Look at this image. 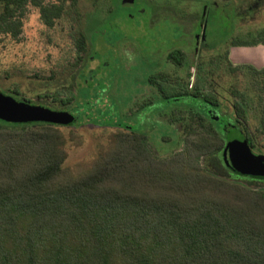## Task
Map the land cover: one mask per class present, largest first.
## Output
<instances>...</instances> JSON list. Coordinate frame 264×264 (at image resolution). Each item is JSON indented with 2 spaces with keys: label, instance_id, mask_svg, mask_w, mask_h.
<instances>
[{
  "label": "trees",
  "instance_id": "obj_1",
  "mask_svg": "<svg viewBox=\"0 0 264 264\" xmlns=\"http://www.w3.org/2000/svg\"><path fill=\"white\" fill-rule=\"evenodd\" d=\"M29 3L40 8L48 24L64 12L60 5L35 0H0L2 31L17 32ZM214 17L219 21L207 33L212 41L208 50L218 55L202 58L204 76L226 71V65L229 73L247 67L259 76L264 91V69L229 59V46L238 44L240 36L246 37L241 44L264 42V27L235 35L230 15ZM86 30L75 37L78 52L86 50L88 25ZM174 54L170 58L180 64ZM156 78L174 79L161 71L149 82L168 108L175 103L166 120L182 126L186 142L185 151L170 158H155L144 132L116 122L128 133L116 131L108 153L79 177L67 178L61 168L64 137L57 127L75 125L74 110L52 108L72 115L67 123L0 120V264H264V190L206 174L200 164L202 157L215 175L224 168L250 182L264 181L232 173L222 156L233 139L253 147V138L239 128L246 107L234 101L233 120L219 113L213 90L168 92ZM206 78L212 83V76ZM186 98L190 103L182 101ZM148 102L153 101L143 103ZM4 127L26 130L12 133ZM233 131L241 137L231 138Z\"/></svg>",
  "mask_w": 264,
  "mask_h": 264
},
{
  "label": "rangeland",
  "instance_id": "obj_2",
  "mask_svg": "<svg viewBox=\"0 0 264 264\" xmlns=\"http://www.w3.org/2000/svg\"><path fill=\"white\" fill-rule=\"evenodd\" d=\"M35 1L50 7L60 5L64 12L48 24L43 21L40 8L29 3L20 17L17 32L15 29L2 31L0 27V91L33 104L63 109L68 106L74 110L78 122L57 127L64 137L61 168L67 178L79 177L98 156L108 153L116 131L128 133V129L115 125L116 122L144 132L148 151L155 158H170L185 151L182 126L166 120L175 103L170 102L168 108L158 88L149 82V77L159 71L167 72L174 79H155L168 92L213 90L222 116L228 115L234 120L233 103L241 102L247 117L239 128L253 138L252 151L264 155L261 122L264 91L256 80L259 76L247 67L229 73L226 65V71L207 74L206 77L213 78L208 83L202 73V58L210 61L218 53L208 50L211 37L202 49L192 43V34L196 35L199 29L192 25L201 9L202 24H207L209 8L229 1L228 5L238 8L236 12L243 18H233L236 35L264 27V0H257L253 8H247V0H137L140 4L136 7L145 8L140 14L133 11L134 0ZM175 3L176 13L182 10L190 14V23L185 27L186 39H179L180 29L166 16L172 14ZM150 5H155L157 13ZM130 12L134 18H128ZM47 15L50 17L51 13ZM214 15L208 18L205 34L216 24ZM87 25L90 39L86 50L78 52L75 37L79 31L86 32ZM183 42L185 45L179 44ZM176 48L182 51L181 65L167 57ZM66 98L71 99L70 103L60 105V99ZM147 99L153 102L144 105ZM182 101L190 103L188 98ZM163 112L166 114L162 115ZM3 130L22 133L26 129L4 127ZM196 130L202 133L201 128ZM230 137L241 135L233 131ZM200 164L206 174L249 189L264 190L262 180L250 182L224 168L220 175H215L205 167L202 157Z\"/></svg>",
  "mask_w": 264,
  "mask_h": 264
},
{
  "label": "water",
  "instance_id": "obj_3",
  "mask_svg": "<svg viewBox=\"0 0 264 264\" xmlns=\"http://www.w3.org/2000/svg\"><path fill=\"white\" fill-rule=\"evenodd\" d=\"M206 22L202 24V39H205ZM72 115L50 107L17 100L0 91V120L11 123L50 122L67 123ZM225 165L233 173L256 179H264V155L252 151L247 141L233 139L226 142L222 151Z\"/></svg>",
  "mask_w": 264,
  "mask_h": 264
},
{
  "label": "flooded vegetation",
  "instance_id": "obj_4",
  "mask_svg": "<svg viewBox=\"0 0 264 264\" xmlns=\"http://www.w3.org/2000/svg\"><path fill=\"white\" fill-rule=\"evenodd\" d=\"M121 1V0H120ZM119 1V2H120ZM135 2H134V4H133V8H134V10L133 11H135V12H137L138 14H140V13H144V11H145V8L143 9L142 7L141 8H137L136 6V4H140V3H137V0H134ZM144 1V0H143ZM229 1H226V3H224L223 5H219V6H213V7H211V8H209V11H210V14L211 13H213V14H215V15H219V13L221 14V15H224V16H228V15H230V17L232 18V22L234 21V19L233 18H235V17H238V18H240L241 20H243V18H242V14H238V12H236L237 10H238V8H236V7H234V6H232L231 7V5H228L229 3H228ZM250 2H252V3H250ZM257 3V0H247V3H245V4H247V5H249V7H247V8H253L254 6H255V4ZM120 5H121V3H120ZM148 4H146V6H147ZM173 5H175V9H172L173 10V12H172V14H168V15H166L168 18L169 17H171L170 18V20L171 21H173L174 23H175V25H176V27L178 28V29H180V31H181V35H180V37H179V39H186V36H187V34H185L187 31H186V29H185V27L187 28V23H190V14L189 13H186L185 11H182L181 10V12L180 13H176V9H177V5H176V3L175 4H173ZM149 6V5H148ZM228 6V7H227ZM150 7L152 8V10L153 9H155V10H153L154 11V13H157L156 12V7H155V5H150ZM170 7H172V6H170ZM241 8H243V6L241 7ZM202 13H203V11H202V9H201V12H200V14H199V17H198V19H197V21L192 25V26H197V27H199V29H198V31H197V33H196V35L195 34H192V39H193V46L194 47H197L198 49L200 48V49H202V48H204V46H206V44H207V39H208V36H207V34H206V36H205V40L202 42ZM210 14L208 15V17H207V24H208V18H209V16H210ZM152 17H154V16H152ZM216 18H217V16H215ZM128 18H134V13L132 14V12H130L129 14H128ZM215 22H216V20H214ZM219 20H217V22H218ZM217 22H216V24H214V25H217ZM189 31V30H188ZM185 35V36H184ZM186 42L185 43H187L188 41L187 40H185ZM185 43L183 42V43H179V44H183V45H185ZM178 44V45H179ZM202 44V45H201ZM173 52L174 53H176V54H174V56L176 55L179 59H180V64H178V65H181V63H182V59L179 57L180 55H182V51H181V49H174V50H172V51H170L169 53H168V55H167V57H168V59L169 60H172L171 58H170V55H172L173 54ZM173 61V60H172ZM175 62V61H174ZM177 64V63H176ZM159 72H161V71H159ZM163 72H165V71H163ZM165 73H167V72H165ZM167 75H169L168 73H167ZM168 80V79H167ZM157 87V86H156ZM161 97H162V95H161ZM128 129V128H127ZM129 130V129H128Z\"/></svg>",
  "mask_w": 264,
  "mask_h": 264
},
{
  "label": "crops",
  "instance_id": "obj_5",
  "mask_svg": "<svg viewBox=\"0 0 264 264\" xmlns=\"http://www.w3.org/2000/svg\"><path fill=\"white\" fill-rule=\"evenodd\" d=\"M243 40L245 39H239L238 44L229 46L230 61L233 64H249L257 69H264V42L241 44Z\"/></svg>",
  "mask_w": 264,
  "mask_h": 264
}]
</instances>
